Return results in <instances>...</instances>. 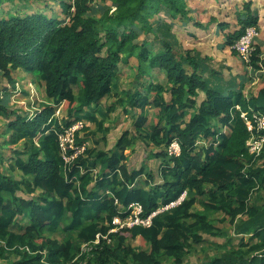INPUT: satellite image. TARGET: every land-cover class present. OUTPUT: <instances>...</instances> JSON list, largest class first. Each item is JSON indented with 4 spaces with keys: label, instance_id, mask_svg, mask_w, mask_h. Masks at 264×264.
<instances>
[{
    "label": "trees",
    "instance_id": "1",
    "mask_svg": "<svg viewBox=\"0 0 264 264\" xmlns=\"http://www.w3.org/2000/svg\"><path fill=\"white\" fill-rule=\"evenodd\" d=\"M9 1L0 0V7ZM59 6L65 18L43 13L0 18V117L9 136L0 144V162L5 147L24 145L8 159L20 179L0 165V264H91L85 255L77 258L79 245L98 240L96 264H162L165 257L183 264L205 237L222 235L210 213H222L242 237L237 248L208 264H264V204L252 202L264 189V150L260 156L248 151L251 134L241 117L250 109L264 114V88L252 98L244 83L223 88L212 59L184 46L174 27L194 20L187 0H61ZM243 10L237 29L220 24L224 46L233 49L247 28L258 26L252 3ZM132 58L140 80L119 102L124 112L141 111L135 128L113 148L92 146L67 162L60 136L83 121L75 146L88 141V134H79L88 124L98 126L93 139L100 143L97 135L106 131L98 115L107 116L103 104L118 89L120 66ZM252 66L264 71L259 46ZM154 70L164 81L151 77ZM16 71L36 76L53 104L33 116L13 106L4 81L14 83ZM63 104L67 116L60 120L56 109ZM149 108L157 110L153 124ZM113 110L110 105L108 112ZM173 140L181 145L178 157L168 154ZM140 141L158 149L148 153L159 162L157 169L129 164L126 151L135 152ZM75 153L69 148L66 154ZM184 192L186 200L154 217L150 227L111 232L115 218L130 215L131 204H141L147 218ZM60 227L68 234L65 243L43 237ZM109 238L116 247L108 245ZM130 238L150 250L126 246Z\"/></svg>",
    "mask_w": 264,
    "mask_h": 264
},
{
    "label": "rangeland",
    "instance_id": "2",
    "mask_svg": "<svg viewBox=\"0 0 264 264\" xmlns=\"http://www.w3.org/2000/svg\"><path fill=\"white\" fill-rule=\"evenodd\" d=\"M257 2V0H255ZM61 0H13L9 2H4L3 6L0 7V18L8 17L10 14H16L19 16H27L30 14H48L52 17L59 16L60 18H65V16L61 15L60 8ZM250 2V1H248ZM188 9H192L195 12L192 14L191 21H186L185 26L175 25L174 30L177 36L181 39L180 32L182 28L188 27V30L191 32H196L197 39L194 42V45L199 50H204V27L198 28L196 23H201L204 26V19L210 20V16L212 15V9L210 4L218 5L225 4L222 0H187ZM247 3V2H246ZM257 6L258 3H256ZM230 7V6H229ZM232 7V6H231ZM214 8V7H213ZM257 8V7H256ZM254 10V9H252ZM257 10V9H256ZM241 11H244L243 9ZM245 12V11H244ZM256 12V11H255ZM259 14V12H257ZM164 16V13L160 14ZM159 16V15H158ZM257 30L258 37L255 39V48L257 49V39L261 35V28L258 25L254 26ZM144 36L140 37L142 40ZM182 40V39H181ZM260 47V46H259ZM261 48V47H260ZM232 50V49H231ZM235 50H233L234 52ZM236 52V51H235ZM234 52V56H236ZM256 52V51H255ZM255 54V53H254ZM238 55V54H237ZM254 56V55H253ZM253 59V58H252ZM239 65L242 66L244 75V93L247 98H252L253 96H257L258 92L264 88V71L256 70L251 65H247L243 63ZM245 66V67H244ZM246 68V69H245ZM138 61L135 58L130 59V62L126 65L120 66V75L118 77V89L113 92L112 97L105 101L103 104L104 112H106L107 116L98 115V120L103 121V129L106 131V136L103 135L102 132H99L97 135V139H99L100 143L96 145L93 139V133L97 131L96 124H88V131H80L79 134L81 137H85L87 134L88 141L81 146V153H83L87 148L92 146H97L98 149L108 150L115 146L118 139L123 135L127 130L130 131L134 129L135 118L140 114L139 110H130L124 112V105L120 104L119 100L125 99L124 92L129 91L132 87L138 85ZM246 70V71H245ZM151 77L156 81H164V74L159 72L158 70H154L151 73ZM14 83H9L8 81H4L8 86V95L7 99L11 101V104L17 108H21L25 112H30L33 116L38 111L42 110L46 105H52V101L48 100L44 89L41 88L37 83V77L26 74L22 71H16L13 73ZM75 93L78 95V88H75ZM114 105V110L112 112H108V107ZM67 106V105H66ZM64 104L59 106L56 109V117L60 120H63L67 116V110ZM150 116L152 124L156 120L157 110L148 109L146 112ZM189 119V117H187ZM84 124V122L82 121ZM218 127V126H217ZM5 124L2 117H0V144L3 139L9 138V136L4 135ZM226 129L224 130V132ZM5 137V138H4ZM106 138V139H104ZM7 146V145H6ZM23 144H12L8 145L3 149L5 153L4 159L0 162V165L18 177L17 173L11 172L9 169L8 159L11 157L12 153L16 150H24ZM158 149L151 145L147 146L140 141L136 146V151L127 150L126 154L129 156V164L135 168H141L146 165L147 169L150 168L157 169L159 166L158 161L152 162L151 159L148 158V153L150 151L156 152ZM78 153V154H81ZM11 154V155H10ZM158 162V163H157ZM18 179H20L18 177ZM141 181L144 180V177L140 178ZM252 202L257 204H264V189L258 191L252 196ZM196 209H200L198 206ZM210 219L213 223L222 230V235L217 237H205L204 243L194 246L192 248L190 254L184 259L183 264H208L215 257H220L222 254H225L230 249L237 248L240 244L241 235L234 234V226L226 221L224 215L222 213H210ZM223 220V221H222ZM43 237L49 238L52 240H57L59 243H65L68 239V234L64 231V227H60L55 233H51L49 231L43 232ZM72 239L76 240V235H72ZM107 243L110 246L116 247L117 242L112 240L111 238L107 239ZM101 244V241L96 242L92 245L81 244L80 246V254L77 258L86 256L85 263H88L90 260L91 264H96L95 257L93 255L94 250L98 245ZM126 246L135 248V249H143L146 251L150 250V246L143 243L141 239H128L126 242ZM16 256L13 257L15 259ZM1 264H11L6 261H2ZM162 264H175V261L169 258H163Z\"/></svg>",
    "mask_w": 264,
    "mask_h": 264
},
{
    "label": "crops",
    "instance_id": "3",
    "mask_svg": "<svg viewBox=\"0 0 264 264\" xmlns=\"http://www.w3.org/2000/svg\"><path fill=\"white\" fill-rule=\"evenodd\" d=\"M225 4L212 5V15L210 20L204 19V57L212 59L213 67L220 72L221 84L223 88L233 86L232 88H238L239 85L244 82L242 61L236 54L234 56L233 49L225 44L224 32L220 29L222 22H227L232 25V30L237 29V17L239 14H245L243 9L244 3L250 1L252 3L253 11L259 12V22L261 35L257 39V45L261 47L262 58L264 59V0H222ZM259 6H257V4ZM230 6V7H229ZM232 6V7H231ZM214 7V8H213ZM257 7V8H256ZM257 9V10H256ZM181 39L184 46L187 48H196L194 42L197 39L196 32H191L188 27L182 28ZM232 49V50H231ZM199 50V49H198ZM245 67V66H244ZM246 69V68H245ZM246 71V70H245ZM244 74V75H243Z\"/></svg>",
    "mask_w": 264,
    "mask_h": 264
},
{
    "label": "built area",
    "instance_id": "4",
    "mask_svg": "<svg viewBox=\"0 0 264 264\" xmlns=\"http://www.w3.org/2000/svg\"><path fill=\"white\" fill-rule=\"evenodd\" d=\"M256 30L257 29L254 26L247 28L243 36H241L233 46V50L236 51L240 60L247 65L252 64V58L256 51L255 39L258 37ZM237 109L241 111L240 107H237ZM249 111L250 112H242L241 115L246 123L248 131L251 134L250 139L247 141V148L251 154L260 156L264 150V114L256 112L253 109H250ZM83 126L84 124L82 122H78L71 128H69L65 134H62L60 136L61 148L64 154V158L67 162H70L78 155V153H81V148L75 146V134L78 130L82 129ZM69 148L76 150L75 155L71 158L66 154ZM168 154L170 157L180 156L181 145L177 140H173L169 145ZM186 198L187 192H184L178 200L161 207L147 218L143 217L144 209L142 205L139 203H133L128 207L130 215L127 218H115L113 220V225L115 226V228H113L111 232H117L124 228H134L135 226L150 227L152 225V220L154 217L182 204V202H184ZM99 241L100 240L96 242Z\"/></svg>",
    "mask_w": 264,
    "mask_h": 264
}]
</instances>
